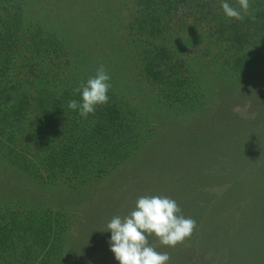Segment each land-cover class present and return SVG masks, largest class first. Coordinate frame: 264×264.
Here are the masks:
<instances>
[{
	"label": "trees",
	"instance_id": "16d2710c",
	"mask_svg": "<svg viewBox=\"0 0 264 264\" xmlns=\"http://www.w3.org/2000/svg\"><path fill=\"white\" fill-rule=\"evenodd\" d=\"M106 1L111 5L100 0H0V137L8 136L5 153L13 156L22 148L23 156L17 160L25 167L22 171L27 168L33 184L58 182L50 206L36 202L39 194L45 195L40 187L31 196L36 202L31 211L0 215V264H101L100 255H89L93 248L85 234L90 214L85 213L97 219L96 199L109 189L113 192L115 187L110 186L116 180L133 175L145 150L172 128L171 119L163 120L168 115L162 107L169 99H183L191 81L203 86L199 106L214 98L193 120L216 119L223 110L229 123L230 118L235 120L233 129L225 131L237 136L242 127L239 135L250 136L241 149L238 137L237 148L219 146L218 152L207 155L210 165L202 176L206 188L197 195L199 200L193 197L185 202L187 211L192 216L191 211L200 209L208 217L202 198L209 201L224 191L222 210L216 214L222 218L206 230L210 235L220 231L218 237L230 250V241L249 227L253 205L246 208L251 203L245 198L257 195H244L238 176L253 175L257 169L248 167L249 160L264 157V0H249V14L243 20L227 18L221 8L227 2L239 10L238 0ZM184 37H190V42L185 43ZM195 40L221 47L227 54L223 67L214 68L210 79L200 76L205 62L180 56L181 49L192 50ZM103 49L109 51L105 62L95 57ZM93 62H98L94 68L108 65L110 77L127 78L136 72L150 90L146 99L132 93L137 114L125 105L111 79L108 102L98 105L94 114L82 118L68 108L70 100L80 99L74 89L95 75L87 68ZM209 82L210 91H204ZM243 106L244 115L233 110ZM138 115L154 122L148 133L151 141L143 145L145 130ZM191 121L181 125L189 126ZM218 184L225 187L215 188ZM89 204L92 210H87ZM263 216L264 206L259 222ZM234 218L239 219L236 224ZM156 239L148 236L149 244L162 252ZM256 240L257 259L247 253L242 264H264V225ZM212 248L213 243L177 244L173 252L170 247L166 251L177 254L168 264H216L208 255ZM4 254L7 258L2 259ZM31 255L39 259L31 261L37 258Z\"/></svg>",
	"mask_w": 264,
	"mask_h": 264
},
{
	"label": "rangeland",
	"instance_id": "374dc122",
	"mask_svg": "<svg viewBox=\"0 0 264 264\" xmlns=\"http://www.w3.org/2000/svg\"><path fill=\"white\" fill-rule=\"evenodd\" d=\"M116 1L117 0H114V4ZM118 1L121 2V0ZM100 2L103 4L106 3L109 6L111 5L110 2L106 0H100ZM199 30L200 27L196 32ZM184 41L185 43L190 42V37H184ZM191 48L192 50L185 51H182L181 49L180 56H184L189 60L199 59L201 62H205V66L200 69L201 77H208L210 79L214 68H219L220 66L223 67L221 61L225 55H227L224 54L225 52L223 48L220 47L216 49L215 46L207 47L202 40H195V43H192ZM108 52V50L101 51V53L95 55V57H99V59L101 58L105 62L107 59L106 56H109L107 55ZM118 52L120 51L118 50ZM113 53L116 54V52ZM97 64L98 62H93L91 64L92 67L89 66L87 68L92 70L91 72H93V70L96 71L99 66L97 68H94V66ZM103 66L107 72H109L108 70L110 69H107L108 65L103 64ZM244 75L243 79L250 77L249 75ZM111 80L114 81L115 90L122 94L124 100H126L127 104L125 105L132 107L133 114H137L135 108L138 107L131 104L132 93H135L138 96V99L139 95L141 98L146 99V93L148 92L149 94L150 92L147 86L137 79L135 71L134 73L131 72V75H128L127 78H124V76L117 77L116 74H112ZM209 84L210 82L205 84V87ZM190 86L189 92L183 99H169L167 103L165 102L166 106H163L162 108L166 110L168 118L165 117L163 120L171 119L172 128L167 132H162L161 140L155 142L153 146L145 150L144 154L136 164L137 167L135 166L134 168V176L132 174H127V177L124 178V180H116V182L110 186L111 188L115 187L113 192L109 189L104 195L96 199V201L99 202V208L96 209L97 212L99 211L97 219L94 220V218H92L91 215L94 214H91V212L85 213L90 214V219L87 221V232L85 234L88 246L93 248V251L89 255L95 258L100 255L101 264H110V261L111 264H119V262L115 260L114 254L110 251V244L108 241L110 240L111 233L105 231L107 223L113 216L120 215L123 217L127 215L134 208L135 201L139 197L145 195H162L174 199L181 208L182 214L185 217H191L196 221V228L191 237L187 238L184 243L187 245L190 243V246L195 247L210 246V243H213L212 253L208 255H211L209 257H214L216 259V264H242L241 260L245 258L247 253H251L254 260L257 259L260 251V244L256 239L261 226L264 225V216L261 218L262 220H260V222L257 219L259 212L264 206V195L260 194L264 193V157L261 160H249L248 167L251 168V166H253L257 169L253 175L244 176L239 174L238 176L242 193L250 197H252V193L253 196H257L245 198L247 202L251 203H247L246 208L253 205L252 209L249 208L251 215L249 218V227L244 230L243 234H240V232L237 234L239 235L237 240L234 239L230 241V250L229 247L222 242L220 237H218L220 231L210 235V232L206 230L209 229L208 226H212L213 223H219L222 218L217 217L216 214L222 210L224 195L222 196L221 194L224 191L220 193L217 198L209 199V201H207L208 198H202L201 201L203 206L208 209V217L207 214L200 209L194 214L191 211L192 216H189L190 212L187 211L185 202H188L193 197L195 200H199L197 195L199 192H203L206 188L203 186V183L205 182L202 176L203 171L208 169L210 165V162L207 161V155L218 152L219 146L223 147L228 145V150H230V147L232 146L237 148V143L239 142L237 139L239 138L241 139V149L248 141V136H250L249 134L239 135L243 131L242 127L238 128L236 132L237 136H231L230 133L225 131L227 128L233 129L235 120L230 118L229 120L231 123H229V121H227L222 115L223 110L218 112L220 115H216V119L206 117V120H193L192 118L201 112L202 107H207L213 103L214 98H207L203 101L202 105L199 106L201 98L198 93L203 89V86H201L199 81H191ZM204 91L210 90L206 87L204 88ZM192 93H195V95ZM233 110L242 115L246 112L244 106L236 107L235 109L233 108ZM129 117L131 116H128V118ZM138 118L141 127L145 130V139L140 143L141 145L147 144V142L151 141L148 133H151L154 129L151 128L154 125L153 119L144 118L142 115H138ZM190 120L192 121L189 126L181 125ZM134 121L133 123L136 124ZM157 126L158 129H160L159 123H157ZM7 137V135L0 137V215L15 210L31 211V206H34L36 202H39L42 206H50V195L51 193H54V190L58 187L57 180L52 182H50V180L49 182L42 181L41 185H39L38 182L33 184L34 181L31 182V179L27 176V168L25 171H22L25 167H21V162L19 163L17 160L19 155L23 156L21 146H19V149L21 148L20 152L16 155L9 156L7 152L5 153ZM6 157H8V159ZM223 161H226L227 163V160ZM244 180L246 182H244ZM103 184L104 182H99V185ZM40 187H42L41 190L45 195L42 196L39 194L41 199L33 203L31 196H34ZM218 187H225V184H218L215 188ZM93 208L94 207L89 204L87 210H92ZM120 209H122L123 212L117 213ZM241 210L242 209H239V211ZM237 219L234 218L233 220L235 224L237 223ZM235 224L231 223L233 226ZM244 238L250 239V241L243 242L242 239L244 240ZM156 241L159 249L162 252H166L169 247L160 245L158 239H156ZM170 248L172 252L175 250V247ZM157 251L159 252L158 249ZM176 255L177 254L170 255V260ZM3 258H7L5 254L2 255V259ZM31 258H34L31 259V261L39 259L38 256L34 255H31Z\"/></svg>",
	"mask_w": 264,
	"mask_h": 264
},
{
	"label": "clouds",
	"instance_id": "9594fccd",
	"mask_svg": "<svg viewBox=\"0 0 264 264\" xmlns=\"http://www.w3.org/2000/svg\"><path fill=\"white\" fill-rule=\"evenodd\" d=\"M239 10L227 2L221 8L227 18L243 20L249 14V0H238ZM111 77L103 65L94 76L81 82L75 89L80 99L68 102L70 110L78 111L82 118L94 114L98 105L108 102ZM196 221L185 217L174 199L162 195H145L135 201L134 208L125 216H113L106 230L111 233L110 251L119 264H168L167 252H158L149 244L148 236L154 235L159 244L175 247L190 238Z\"/></svg>",
	"mask_w": 264,
	"mask_h": 264
}]
</instances>
